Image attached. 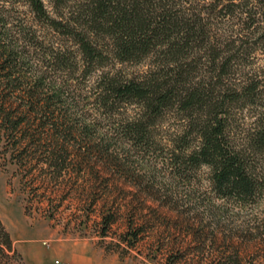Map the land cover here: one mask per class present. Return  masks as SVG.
<instances>
[{
    "label": "rangeland",
    "instance_id": "1",
    "mask_svg": "<svg viewBox=\"0 0 264 264\" xmlns=\"http://www.w3.org/2000/svg\"><path fill=\"white\" fill-rule=\"evenodd\" d=\"M191 1L207 9L219 3L205 16L210 44L236 57L222 85L256 73L264 85V0ZM44 2L54 16L51 0ZM0 19L6 46L18 54L16 73L0 68L2 112L21 123L0 124V264H264L263 156L247 152L253 195L219 192L213 168L189 165L182 153L193 142L177 140L176 114L154 121L141 142L129 127L135 103H98L103 75L133 77L149 62L105 60L84 74L80 58L62 67L34 39L35 32L62 38L27 0H0ZM10 72L20 81L7 86ZM38 81L43 88L30 100ZM262 96L264 103V89ZM232 112L228 142L248 147L245 135L262 110L236 103ZM49 151L63 158L62 171L49 168Z\"/></svg>",
    "mask_w": 264,
    "mask_h": 264
},
{
    "label": "trees",
    "instance_id": "2",
    "mask_svg": "<svg viewBox=\"0 0 264 264\" xmlns=\"http://www.w3.org/2000/svg\"><path fill=\"white\" fill-rule=\"evenodd\" d=\"M27 1L36 18L62 38L41 39L34 33V39L41 40L47 52L50 50L52 62L77 67L80 58L84 74L105 60L121 64L149 62L145 73L133 77L107 73L99 84L102 93L98 103L103 108L137 105V117L131 119L129 127L141 142L149 138L147 128L154 126V121L168 112L176 114L181 123L177 140L187 144L191 138L193 142L189 154L182 152L189 165L211 166L216 188L223 194L238 198L254 194L258 182L247 152L264 157V85L260 73L238 85H230V80L227 87L222 85L236 57H221V47L210 44L205 18L219 3L207 9L191 0H51L53 16L44 0ZM255 24L252 19L247 30ZM0 25L5 28L3 19ZM3 38L0 33L1 71L15 72L18 54L10 48L12 44L6 46ZM11 72L5 75L7 86L20 81ZM39 82L28 93V99L33 100L35 92L43 88ZM6 102L0 98V124L16 130L21 123L13 125L12 118L2 112ZM236 103L243 108L257 105L262 110L253 131L245 135L248 147L239 149L228 142L232 105ZM56 155L50 152L48 166L62 171L59 160L63 158Z\"/></svg>",
    "mask_w": 264,
    "mask_h": 264
},
{
    "label": "built area",
    "instance_id": "3",
    "mask_svg": "<svg viewBox=\"0 0 264 264\" xmlns=\"http://www.w3.org/2000/svg\"><path fill=\"white\" fill-rule=\"evenodd\" d=\"M45 245H46V243H45ZM58 264H60V263L58 262ZM62 264H64V263H62Z\"/></svg>",
    "mask_w": 264,
    "mask_h": 264
}]
</instances>
